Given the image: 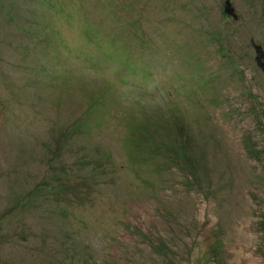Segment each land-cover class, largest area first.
Instances as JSON below:
<instances>
[{
	"label": "rangeland",
	"instance_id": "rangeland-1",
	"mask_svg": "<svg viewBox=\"0 0 264 264\" xmlns=\"http://www.w3.org/2000/svg\"><path fill=\"white\" fill-rule=\"evenodd\" d=\"M253 41L264 0H0V264H264Z\"/></svg>",
	"mask_w": 264,
	"mask_h": 264
},
{
	"label": "water",
	"instance_id": "water-1",
	"mask_svg": "<svg viewBox=\"0 0 264 264\" xmlns=\"http://www.w3.org/2000/svg\"><path fill=\"white\" fill-rule=\"evenodd\" d=\"M227 10L229 11V13H232L233 15L234 14V9L232 7H230V4H228L227 6ZM253 45L255 46V49H256V53H257V56H256V61H257V64L262 68V70L264 71V51L262 49V46L261 45H258V44H255V42L253 41Z\"/></svg>",
	"mask_w": 264,
	"mask_h": 264
}]
</instances>
